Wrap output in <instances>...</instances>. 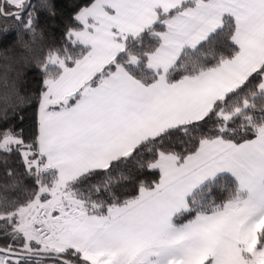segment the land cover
<instances>
[{
	"label": "snow or ice",
	"instance_id": "6c2138e0",
	"mask_svg": "<svg viewBox=\"0 0 264 264\" xmlns=\"http://www.w3.org/2000/svg\"><path fill=\"white\" fill-rule=\"evenodd\" d=\"M56 16L0 0V264H264V0Z\"/></svg>",
	"mask_w": 264,
	"mask_h": 264
},
{
	"label": "trees",
	"instance_id": "16d2710c",
	"mask_svg": "<svg viewBox=\"0 0 264 264\" xmlns=\"http://www.w3.org/2000/svg\"><path fill=\"white\" fill-rule=\"evenodd\" d=\"M77 0H54L57 8V16L55 19H50L47 17L41 18L42 25L46 26L52 35L59 37L63 25L67 22L68 17L72 12V6ZM14 34L10 35L6 40H0V49L7 48L14 40ZM27 83L23 87H34L35 76L34 73L29 70L25 76Z\"/></svg>",
	"mask_w": 264,
	"mask_h": 264
}]
</instances>
